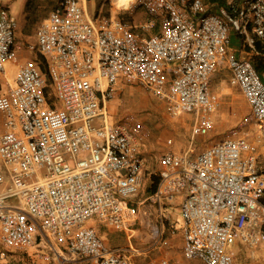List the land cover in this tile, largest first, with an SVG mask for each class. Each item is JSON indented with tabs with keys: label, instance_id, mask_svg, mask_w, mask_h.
Segmentation results:
<instances>
[{
	"label": "built area",
	"instance_id": "obj_1",
	"mask_svg": "<svg viewBox=\"0 0 264 264\" xmlns=\"http://www.w3.org/2000/svg\"><path fill=\"white\" fill-rule=\"evenodd\" d=\"M0 0V260L32 252L36 264H135L132 245L140 215L151 224L150 250L166 248L176 231L181 255L200 264H264V72L230 51L264 42V0H129L142 10L137 27L104 16L91 19L79 0H60L18 45L15 16ZM156 30V31H155ZM44 58L45 69L18 51ZM16 68L13 83L6 65ZM247 114L222 138L215 130L222 66ZM138 85L171 118L193 115L186 148L167 137L157 157L158 184L143 199L145 160L125 123L107 103ZM178 201L179 220L167 210ZM98 227L125 233L110 247ZM157 264H176L161 257Z\"/></svg>",
	"mask_w": 264,
	"mask_h": 264
},
{
	"label": "rangeland",
	"instance_id": "obj_2",
	"mask_svg": "<svg viewBox=\"0 0 264 264\" xmlns=\"http://www.w3.org/2000/svg\"><path fill=\"white\" fill-rule=\"evenodd\" d=\"M98 6L102 3L105 4L103 9V16L108 19L122 18L130 24L137 27V31L148 34L140 29V25L147 20L146 14L138 9L135 12H130L124 8L127 6L129 0H93ZM100 3V4H99ZM224 0L209 2V6L221 5ZM114 8L119 12V16H111L108 13L109 8ZM213 9V8H211ZM87 12L89 13L88 9ZM90 16V13L88 14ZM17 21L18 29L20 24ZM32 19L24 22L25 31L31 26ZM37 22V21H36ZM28 25H27V24ZM23 27V26H22ZM18 45L23 41H19L18 36L16 39ZM25 49L18 51L20 58ZM250 54L251 61H254L258 55L256 50H246ZM36 63H38L42 70L45 69L44 59L38 55L33 54ZM6 73L8 79L13 81L16 76V68L12 63L6 65ZM228 72L219 70L213 80V89L220 95V107L218 109L215 119V130L211 133L205 141H201L200 146L215 141L223 137L226 130L233 126L238 120L243 118L248 112V105L243 96L227 84ZM107 111L114 123H125L135 134L140 143L141 155L145 160V172L143 179V189L140 192V197L143 199L146 196L145 190L150 185L151 179L157 175V157L162 152L163 141L167 137L175 139L177 147L184 149L189 139L190 126L192 124L193 115L185 114L180 117L171 118L163 103L151 99L138 85L125 84L119 91L116 97L107 103ZM222 118V119H221ZM258 152L261 157L262 170L264 171V144L258 146ZM171 220L175 223L179 220L178 201L167 210ZM101 230V227H98ZM101 228V229H100ZM100 232V231H99ZM102 234V232H100ZM138 238L136 239L137 247L143 252L142 255L137 257L135 264H157L156 261L160 256L166 255L171 261L176 264H200L196 261H186L182 258L181 247L182 239L179 231L173 236H169V245L166 248H157L156 250L148 253V247L152 241L151 233L144 226L139 227ZM108 244L110 247H124L127 245L126 237L122 233H112L108 235ZM114 240V241H113ZM151 247V245H150ZM151 249V248H149ZM148 253V254H147ZM238 255V262L245 264V254L239 249L235 250ZM0 264H36L32 256V252H25L20 250L9 251L6 253L5 258L0 260Z\"/></svg>",
	"mask_w": 264,
	"mask_h": 264
},
{
	"label": "crops",
	"instance_id": "obj_3",
	"mask_svg": "<svg viewBox=\"0 0 264 264\" xmlns=\"http://www.w3.org/2000/svg\"><path fill=\"white\" fill-rule=\"evenodd\" d=\"M59 2H60V0H9V1L4 3V5H6L8 7L10 12L15 16V18L18 20V23L20 24V28L21 29H17V32H16V39H17V36H18L19 41H23L22 43H20V45H25V44H28V43H34L35 42L37 28L48 18V16L51 13V11L59 4ZM79 3L85 8L86 12H87V9H88L91 19H96V18L101 17V16L104 15L103 14V9L105 8V4H102V3L100 4L99 3L100 5L98 6V4H96L93 0H79ZM89 13L87 12V14H89ZM108 13L111 16H117V17L119 16V12H117L112 7L108 9ZM30 18L32 19L31 26L28 27L29 29H26V31H25V28H24V26H25L24 24L25 23L24 22L28 21V19H30ZM115 19L123 20L122 18H115ZM229 49H230V51L235 53V55L237 57L250 59V57H249L250 54L248 52H245L246 50H249V49L241 48L239 42L236 39H234L232 41ZM23 52L24 53L20 57L21 60H25V59L33 60V59H35L33 54L28 53L26 50L23 51ZM256 53L258 54V52H256ZM220 70H225V71L228 72V78H227V80H228L229 77H230V73H229L228 69L226 68V66L225 65L222 66L220 68ZM8 81L10 83L14 82V80L11 81L9 79H8ZM212 86H213V84H212ZM233 89L237 90L239 92V90L237 88H233ZM217 112H216V115H217ZM216 115H215V119H216ZM180 116H182V115H180ZM144 172H145V170H144ZM143 179H144V177H143ZM142 189H143V186H142ZM146 190H145V193L147 195L149 193H147ZM142 212H141V215H140V219H139L138 225L135 226L136 235L134 236V238L131 241L132 245L135 246L138 250H140V249L137 247L136 239L138 238L137 234H138L139 227L144 226L145 228H147L148 231L151 233V238H152L150 220L148 219V217H145L144 215H142ZM99 231L102 232V234ZM98 233H99L100 237L105 241V243L108 246H110L108 244V241H109L108 238L109 237H107V236L112 234V233H118V232H115V231H112V230H105L103 228L101 230H99V228H98ZM122 234H124V236L126 237L125 233H122ZM126 241H127V239H126ZM150 245L152 246V241H151ZM150 245L148 247V251H147L148 253L153 251V250L149 249V248H151ZM142 252H145V251H142ZM137 257H139V255ZM137 257L135 258V263L137 262ZM161 257L168 258L166 255L160 256L159 258H161Z\"/></svg>",
	"mask_w": 264,
	"mask_h": 264
},
{
	"label": "trees",
	"instance_id": "obj_4",
	"mask_svg": "<svg viewBox=\"0 0 264 264\" xmlns=\"http://www.w3.org/2000/svg\"><path fill=\"white\" fill-rule=\"evenodd\" d=\"M216 1H222V0H207V2H216ZM255 50L258 52V55L255 57L254 61H252V64L255 68V70L258 73L264 72V42H256L255 43ZM158 184V178L154 176L151 181L150 185L147 188V193H153L157 187Z\"/></svg>",
	"mask_w": 264,
	"mask_h": 264
}]
</instances>
